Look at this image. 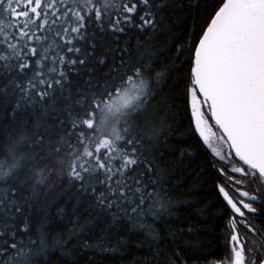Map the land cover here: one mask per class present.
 I'll return each mask as SVG.
<instances>
[{
    "label": "snow or ice",
    "instance_id": "obj_1",
    "mask_svg": "<svg viewBox=\"0 0 264 264\" xmlns=\"http://www.w3.org/2000/svg\"><path fill=\"white\" fill-rule=\"evenodd\" d=\"M186 65L226 146L213 264H264V0H0V264H187L162 87Z\"/></svg>",
    "mask_w": 264,
    "mask_h": 264
},
{
    "label": "trees",
    "instance_id": "obj_2",
    "mask_svg": "<svg viewBox=\"0 0 264 264\" xmlns=\"http://www.w3.org/2000/svg\"><path fill=\"white\" fill-rule=\"evenodd\" d=\"M200 2L203 4L204 0H200ZM196 15L198 17L199 13ZM187 23V21H177L173 35H185ZM122 39H128V37H122ZM132 43L134 45L135 41L133 40ZM104 71H107V68ZM186 73L187 65L182 72L172 75L166 86L162 85L163 94L168 98L167 126L175 130L174 135L172 131L168 133L173 138L174 144L171 151L175 154L168 156L167 169L172 174V183L180 185L175 189L174 195L179 197L181 194L187 193L182 198L194 202L193 207L186 208L179 213V223L183 224L186 218L191 216L190 222L195 223L201 230L197 235L185 236L184 248L187 264H213L214 261L225 256L222 236L225 219L221 218L223 205L215 190L216 168L219 167L220 161L213 156L195 129L194 117L191 112V98L187 94L188 78ZM181 152L185 153L183 158H181ZM169 187L171 188L172 185L170 184ZM189 189L192 191L189 192ZM55 196L56 193H53L44 202L45 208L52 205L50 228L56 223L54 213L57 208L65 206L63 202L53 204ZM205 206H208V211L198 215V210ZM40 215L43 216L44 213ZM61 230L57 228V231ZM189 242L195 244V247L190 248ZM131 255L137 254L132 253ZM97 260L99 264H131L130 256L123 260L118 256L97 257Z\"/></svg>",
    "mask_w": 264,
    "mask_h": 264
},
{
    "label": "rangeland",
    "instance_id": "obj_3",
    "mask_svg": "<svg viewBox=\"0 0 264 264\" xmlns=\"http://www.w3.org/2000/svg\"><path fill=\"white\" fill-rule=\"evenodd\" d=\"M207 125H208V129H210V131H206V135H208L209 139L207 141H204L202 137L200 138L203 141V143L206 145V147L210 150V152L213 154V156L220 161L219 157L216 156V152L223 153L224 150L226 149V146L215 136L216 130L214 129L213 124L211 123L210 120H207ZM221 166H222V162L220 161L219 167Z\"/></svg>",
    "mask_w": 264,
    "mask_h": 264
},
{
    "label": "flooded vegetation",
    "instance_id": "obj_4",
    "mask_svg": "<svg viewBox=\"0 0 264 264\" xmlns=\"http://www.w3.org/2000/svg\"><path fill=\"white\" fill-rule=\"evenodd\" d=\"M205 116H206V119L209 120L208 117H207V113L205 114ZM210 121H211V119H210ZM211 123H212V121H211ZM212 124H213V123H212ZM213 127H214V129L216 130V135H215V136L219 139L220 131L217 130V128L215 127L214 124H213Z\"/></svg>",
    "mask_w": 264,
    "mask_h": 264
},
{
    "label": "water",
    "instance_id": "obj_5",
    "mask_svg": "<svg viewBox=\"0 0 264 264\" xmlns=\"http://www.w3.org/2000/svg\"><path fill=\"white\" fill-rule=\"evenodd\" d=\"M212 121V120H211ZM212 123L215 125L214 121H212ZM216 126V125H215ZM217 127V126H216ZM218 128V127H217ZM219 130V129H218Z\"/></svg>",
    "mask_w": 264,
    "mask_h": 264
}]
</instances>
